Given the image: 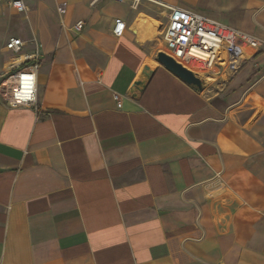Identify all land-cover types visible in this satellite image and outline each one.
Returning <instances> with one entry per match:
<instances>
[{"label": "crops", "instance_id": "obj_1", "mask_svg": "<svg viewBox=\"0 0 264 264\" xmlns=\"http://www.w3.org/2000/svg\"><path fill=\"white\" fill-rule=\"evenodd\" d=\"M24 2H0V76L40 56L36 108L0 84V264H264V47L202 90L154 59L166 5L264 39V0Z\"/></svg>", "mask_w": 264, "mask_h": 264}, {"label": "built area", "instance_id": "obj_2", "mask_svg": "<svg viewBox=\"0 0 264 264\" xmlns=\"http://www.w3.org/2000/svg\"><path fill=\"white\" fill-rule=\"evenodd\" d=\"M2 1H7L17 13L27 10L25 0H0ZM165 7L168 12L162 34L165 53L191 70L203 83L207 81L218 83L230 78L245 60L264 47V39L179 6ZM65 8L66 3L60 2L56 10L62 14ZM83 25V21H77L74 29L79 31ZM124 30L125 22L116 18L112 32L120 36ZM22 46L23 41L18 37H9L4 44V47L15 55L21 52ZM37 47L36 44L32 54L25 55L20 61H13L2 72L0 84L8 83L3 98L6 106L36 108V77L40 58Z\"/></svg>", "mask_w": 264, "mask_h": 264}, {"label": "water", "instance_id": "obj_3", "mask_svg": "<svg viewBox=\"0 0 264 264\" xmlns=\"http://www.w3.org/2000/svg\"><path fill=\"white\" fill-rule=\"evenodd\" d=\"M156 61L185 84L195 87L198 90L203 89V82L200 78H198L191 70L176 62L165 52H157ZM143 76L148 77V72L144 71ZM134 85L137 87H141L143 85V81L137 80L135 81Z\"/></svg>", "mask_w": 264, "mask_h": 264}, {"label": "rangeland", "instance_id": "obj_4", "mask_svg": "<svg viewBox=\"0 0 264 264\" xmlns=\"http://www.w3.org/2000/svg\"><path fill=\"white\" fill-rule=\"evenodd\" d=\"M12 19H13L12 21L16 22L17 17L13 16ZM163 21H165V19ZM163 27H164V25L162 23H158L157 27L155 29V31H156L155 50H157V52H159V51L165 52V50H166L165 46H164L163 38H162ZM19 31H20L19 29H11V32H19ZM154 59L156 61V54L154 55ZM157 63L158 62L156 61V64ZM152 65H154V63Z\"/></svg>", "mask_w": 264, "mask_h": 264}, {"label": "bare ground", "instance_id": "obj_5", "mask_svg": "<svg viewBox=\"0 0 264 264\" xmlns=\"http://www.w3.org/2000/svg\"><path fill=\"white\" fill-rule=\"evenodd\" d=\"M149 20H147V22H148ZM149 22H151V21H149ZM142 37H144V36H142ZM166 51V50H165ZM149 64V63H148ZM152 67V66H151ZM146 68V67H145ZM145 70V69H144Z\"/></svg>", "mask_w": 264, "mask_h": 264}]
</instances>
